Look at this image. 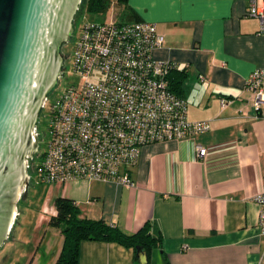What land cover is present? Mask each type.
<instances>
[{"label":"crops","instance_id":"0c3cea01","mask_svg":"<svg viewBox=\"0 0 264 264\" xmlns=\"http://www.w3.org/2000/svg\"><path fill=\"white\" fill-rule=\"evenodd\" d=\"M126 4L163 35L154 57L186 71V117L208 121V129L141 148L132 186L84 179L55 184L31 244L20 257L9 243L0 264L54 263L63 238L46 223L57 196L72 199L82 217L125 233L151 223L150 232L162 237V251L152 248L148 264H264L254 201L264 191V103L255 110L243 88L248 74L264 65V34L247 13L249 0ZM256 6L264 10V0ZM196 146L206 149L203 158ZM11 233L5 242L15 241ZM77 249V264H136L133 249L115 242L82 240Z\"/></svg>","mask_w":264,"mask_h":264},{"label":"built area","instance_id":"2783aa9c","mask_svg":"<svg viewBox=\"0 0 264 264\" xmlns=\"http://www.w3.org/2000/svg\"><path fill=\"white\" fill-rule=\"evenodd\" d=\"M247 13L264 34V10L256 0H249ZM75 31L71 65L82 82L57 91L51 102L50 95L43 99L47 138L35 166L38 181L84 179L132 186L130 173L141 148L208 129L206 120L187 119L184 97L170 89L168 73L176 65L154 57L164 42L155 23L111 17L84 21ZM245 80L243 88L259 110L264 103V65ZM196 152L200 158L206 155L201 146ZM254 201L264 234V191L255 194Z\"/></svg>","mask_w":264,"mask_h":264},{"label":"water","instance_id":"95a60500","mask_svg":"<svg viewBox=\"0 0 264 264\" xmlns=\"http://www.w3.org/2000/svg\"><path fill=\"white\" fill-rule=\"evenodd\" d=\"M80 1L0 0V247L29 184L35 123L63 67L60 48L73 33ZM136 257L148 264L144 250Z\"/></svg>","mask_w":264,"mask_h":264},{"label":"trees","instance_id":"16d2710c","mask_svg":"<svg viewBox=\"0 0 264 264\" xmlns=\"http://www.w3.org/2000/svg\"><path fill=\"white\" fill-rule=\"evenodd\" d=\"M127 0H116L115 6H119L117 16L120 20H140L139 16L126 4ZM111 0H85L86 11L91 14L104 15L111 7ZM123 11V12H122ZM186 77L183 68L173 67L168 73V83L170 89L181 95L182 81ZM55 210L54 215H49L47 225L57 228L62 236L60 253L53 264H77L78 244L82 240H99L115 242L124 247H131L134 252L136 264L138 258L136 252L140 249L146 252L147 258L152 248L162 251V237L160 234L154 235L150 232L151 223L148 221L139 227L135 232L125 233L119 227L109 225L101 219H90L79 214L78 207L72 199L57 196L52 200Z\"/></svg>","mask_w":264,"mask_h":264},{"label":"rangeland","instance_id":"374dc122","mask_svg":"<svg viewBox=\"0 0 264 264\" xmlns=\"http://www.w3.org/2000/svg\"><path fill=\"white\" fill-rule=\"evenodd\" d=\"M112 4L108 11L104 14H91L86 11V6H84L85 0H81L78 4V9L76 10L75 14L73 15V28L74 31L77 30V27L84 23V21L88 22H103L107 21V19L111 17H116L117 20L121 19V16H117L119 6H115L116 0H111ZM123 12V11H122ZM77 31H75L76 35ZM74 32L71 34L68 43L62 45L60 49V53L63 58V70L61 78L59 79V84L56 87H53V90L48 94L49 100L55 97L57 91L63 90L64 87L69 85H79L81 84V78L76 73L73 72L72 65H71V56H72V47H73V37L75 36ZM56 88V89H55ZM44 114L46 113L45 110L43 111ZM39 133L41 135V140L39 142V150L38 154L44 150V142L46 139V123L44 117L39 119ZM45 131V134H42ZM35 153L32 155V158L27 160V170L29 174L28 178V186L27 188L22 191L20 198L16 202L15 206L17 209L15 219L12 223L11 230L13 235L15 233V241L13 242H5L3 243L2 247H0V260L2 258V251L6 249L9 243L14 244L15 251L17 255L22 257L23 250L27 248L31 244L30 238L32 234L36 230V227L41 225L43 222H39V215L42 214L43 206L49 205L51 198L53 197V189L55 184L50 183H41L38 181L37 173L35 170L36 164L39 162L40 158L38 154ZM44 227V226H43ZM11 237V236H10ZM10 240V239H9ZM8 240V241H9ZM7 243V244H6Z\"/></svg>","mask_w":264,"mask_h":264},{"label":"flooded vegetation","instance_id":"af4514ba","mask_svg":"<svg viewBox=\"0 0 264 264\" xmlns=\"http://www.w3.org/2000/svg\"><path fill=\"white\" fill-rule=\"evenodd\" d=\"M72 26H73V22H72ZM70 39V38H69ZM69 42V40L66 42V43H68ZM65 44V43H64ZM63 45V44H62ZM62 47V46H61ZM61 49V48H60ZM62 70H63V67H62V69H61V72H60V74L57 76L58 78H57V83H56V85L54 86V87H56V86H58V82H59V79L61 78V75H62ZM56 89V88H55ZM49 94V93H48ZM44 110H43V108L39 111L40 113H39V115H38V119H37V121H36V125H35V128H34V134L36 135V149H35V152H34V154L35 153H37L38 152V150H39V142H40V140H41V135H40V131H39V124H38V121H39V119L40 118H42V116L44 117V112H43ZM45 131H46V127H45ZM45 131H43V133L42 134H45ZM46 138H47V136H46ZM46 140V139H45ZM38 154V153H37ZM38 155H40V153L38 154Z\"/></svg>","mask_w":264,"mask_h":264}]
</instances>
